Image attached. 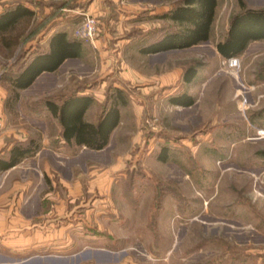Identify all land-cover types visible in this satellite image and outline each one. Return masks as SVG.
Wrapping results in <instances>:
<instances>
[{"label": "rangeland", "instance_id": "rangeland-1", "mask_svg": "<svg viewBox=\"0 0 264 264\" xmlns=\"http://www.w3.org/2000/svg\"><path fill=\"white\" fill-rule=\"evenodd\" d=\"M91 1L0 0V14L17 4L35 13L14 26L13 36H22L17 47L10 50L0 47V78L27 63L34 53L45 50L48 31L57 26L58 20L60 24L67 19L73 24L69 36L83 44L82 60L86 63V70L81 71H87V78L77 85L82 90L90 86L93 92L102 90L103 102H107L114 94L110 77L117 82L118 72L124 67L119 62L106 67L105 59L113 57L115 61L135 64L138 59L134 42L148 34L127 45H116L111 39L116 36L102 35L103 30L119 25L150 26L149 30L169 25L147 13L133 20L126 10L132 3L144 2L151 7V13L158 12L162 7L172 6L174 0H104L92 14L97 20L96 39L79 40L75 30L83 16H76L72 10L86 9ZM242 1L248 8H264V0ZM238 11V0H218L210 43L168 55L172 61L181 57L183 69L197 61L208 62L200 68L205 70L203 75L192 85L182 83L177 92L167 89L164 93L190 91L193 87L199 102L197 108L176 111L163 97L157 98L154 112L142 109L137 125L133 105L128 102L123 106L128 122L121 127L124 130H118L114 144L102 157L105 162L107 155H128L109 190L114 193L109 199L115 205L119 203L118 210L113 212L118 217V241L106 243L102 240L109 237L105 230L99 233L96 228L90 229L88 235L99 240L87 242L88 249L69 259V264H100L95 253L101 249L116 254L111 260L108 257L109 262L106 260L112 264H264V135H258L264 131V42L249 47L242 59L236 58L234 68L212 51L213 44L224 37L231 17ZM111 69L113 73L106 72ZM135 103L143 106L142 99H136ZM42 104L40 100L33 105L24 97L17 106L20 109L17 118L9 115L6 122L16 121L20 113L34 106L40 124L44 122L45 126L40 131L54 140L59 134L57 123L52 118L46 119ZM22 121L26 122L24 118ZM1 124L0 133L5 122ZM127 134L139 137L140 142L130 146ZM162 134L164 146L173 149V153L168 155L169 162L156 169L145 157L155 159ZM176 135L182 140L172 139ZM84 156L90 161L94 158L87 152ZM91 193L88 199H98V194ZM82 212V208H76L72 215L78 218L80 214L82 218ZM98 219L103 220L100 216Z\"/></svg>", "mask_w": 264, "mask_h": 264}, {"label": "crops", "instance_id": "crops-1", "mask_svg": "<svg viewBox=\"0 0 264 264\" xmlns=\"http://www.w3.org/2000/svg\"><path fill=\"white\" fill-rule=\"evenodd\" d=\"M102 1L104 3V0H92L86 9H73L72 12L76 16H82L84 13L95 14L100 9L98 7ZM177 1L174 0L173 5L169 8L167 6L162 7L158 12L153 13H151V7H148L144 2L142 4L132 3L126 11L128 12L127 14L133 15L131 16L133 20L147 13L146 15H156L162 23H166L165 20L160 18L171 11ZM108 4L113 5L111 2ZM250 9L260 10L264 8L256 7ZM102 10L104 14H109L108 10ZM114 12L119 15L117 10ZM59 22L60 20H58L57 26L48 31L47 46L43 52L47 51L50 41L56 35H62V43L75 40L69 36L70 25H73L72 21L65 19L60 24ZM213 25L210 31V39L204 44L184 50H171L150 55H144L139 52L141 45H145L144 41L148 39H145V37L139 38V36L145 33L149 35L153 29L161 28L162 26L153 27L152 30H149L150 26H147L148 28L132 26L133 28H131V26L119 25L103 30L102 35H107L108 37L110 35L116 36L111 38L116 45H127L129 42L134 41L135 38L139 39L134 42V51L138 59L135 64L130 62L125 64V61L119 60L115 61L113 57H109L107 61L105 59L106 64L104 65L106 67H113V62H119L124 67L122 71L118 72V83L114 81V77L110 78L114 83L113 91H125L128 97L124 96L122 92L121 98L117 103L119 122L110 134L107 146L101 151H92L85 147L74 145L68 146L61 137V128L58 120L44 107L46 100H51L60 105L70 95L88 96L92 99V102L85 110L83 120L90 124H97L105 107L107 108L108 101L103 102L104 94L101 93L102 90L93 92L90 89L92 88L91 86L82 90V87L77 85L84 83L87 78V75H85L87 71L83 73L81 71L82 69L86 70V63L82 60V43L78 57L65 59L54 71H43L40 73L28 88L16 91L18 93L17 98L12 95L15 89L9 81L11 77L9 73L0 78V120L5 122V126L0 133V156H7L15 144L24 143L31 138L38 137L40 142V150L35 155L24 158L14 167L0 172V264H69V259L77 257L81 251L85 252L88 249L87 242L99 240L94 238V235H88V230L93 228H96L99 233L104 230L107 232L109 237L102 238L106 243L118 241L116 220L118 217L113 212L118 210L119 203L117 202V205H115L112 202L113 199H109V196L114 195L112 192L109 193V190L114 184V179L119 176V171L122 169V164L127 161L128 155H107L105 162L103 161L105 157L103 155L114 144L118 130H124L121 127H124L125 123L128 122L124 118L123 106H126L128 102L133 105L131 109L136 119L135 121L138 122L137 125H139L138 118L142 113V109L148 113L154 112L157 98L163 97L169 107L176 111H179V109L193 110L195 107L197 108L199 102L194 97L193 87L190 88V91L171 92H177V86L182 85V83L192 85L195 79L203 75L205 70L203 72L200 68L207 66L208 62L197 61L198 63L191 66L188 65L187 68L183 69L181 57H174L172 61L168 59V55L198 49L209 44ZM227 30L228 27L225 35ZM119 35L121 37H118ZM124 35H128V38H124ZM218 42L213 44L212 51L220 60L224 61L215 48ZM259 43H262V41L250 43L245 52L238 58L242 59L249 47ZM105 53L108 55L107 51ZM36 56L37 53H34L27 64ZM156 58L159 60L153 62L152 59ZM38 67L39 65H36L34 70L38 69ZM190 67L195 68L196 73L192 80L186 83L183 79L184 73ZM18 71V68H14L10 74H15ZM106 72L113 73L114 71L111 69L106 70ZM102 82L101 80V84ZM167 89L171 92L165 95L164 93ZM184 94L193 100L192 105L189 107L177 105L176 101H174ZM24 97L33 105L43 100L42 109L43 113L46 114V119L48 117L52 118L57 123L59 130L57 138L54 140L48 139L45 133L40 131V129L44 131L45 126L44 122L40 124L38 114L35 113L36 107L34 106H31V109L27 110L26 113H20L19 118L15 119L16 121L6 122L9 115L17 118V114L20 112V109L17 110V106ZM138 98L143 100V106H137L135 103ZM182 101H187V99L183 98ZM22 118L26 122H23ZM190 130L194 129L190 128ZM133 136L129 134L127 138V143L130 146L140 142L139 137ZM164 138L162 134L157 141L160 149L155 154V159L150 161V155L145 157L149 159L148 162H152L155 165L156 169H160V166L169 162L168 155L173 153V149L164 146L166 144ZM172 139L181 141L182 137L176 135L172 136ZM187 141L190 142L191 140L187 139ZM86 152L93 154L94 158L92 161L84 156ZM131 168L133 169V166ZM116 184L117 182H115ZM91 192L98 194V199H94V197H91L93 200L88 199L90 194H92ZM88 200L91 201L89 202ZM76 208L83 209L82 213L84 215L82 218L80 214L78 218L72 215ZM109 209L111 210L108 211ZM98 216L101 219L103 218V220H99ZM108 220L111 223L107 222ZM77 244L80 245L77 246ZM95 255L97 262L100 264H112V262L108 263V257H111V260L114 257L113 255L116 254L101 249Z\"/></svg>", "mask_w": 264, "mask_h": 264}, {"label": "trees", "instance_id": "trees-1", "mask_svg": "<svg viewBox=\"0 0 264 264\" xmlns=\"http://www.w3.org/2000/svg\"><path fill=\"white\" fill-rule=\"evenodd\" d=\"M217 2L218 0H178L172 10L160 18L171 24L153 29L145 37L148 39L144 41L145 45H141L139 52L150 55L184 50L209 41ZM238 5L240 11L231 17L225 37L215 47L224 60L238 58L252 42H264V9H250L242 0H238ZM34 14L31 9L20 4L0 14V47L8 50L17 47L22 36H13L14 26L23 19L32 18ZM61 39L62 35H56L50 41L47 51L38 52L31 62L18 67L17 73L9 74L11 76L9 81L15 89L12 92L14 98L18 97L17 90L28 88L43 71H54L65 59L78 57L81 42L75 39L62 43ZM36 65L39 67L34 70ZM195 73L196 69L193 67L186 69L184 82L189 83ZM121 94V90H115L108 98V106L105 107L97 124L83 120L84 112L92 102L88 96L70 95L60 105L46 100L44 107L58 120L61 137L68 146L101 151L107 146L110 134L119 122L117 103ZM183 98L187 101H182ZM174 101L183 107H189L193 103V100L185 94ZM39 150L38 137L15 144L7 156H0V172L14 167L22 159L35 155Z\"/></svg>", "mask_w": 264, "mask_h": 264}, {"label": "built area", "instance_id": "built-area-1", "mask_svg": "<svg viewBox=\"0 0 264 264\" xmlns=\"http://www.w3.org/2000/svg\"><path fill=\"white\" fill-rule=\"evenodd\" d=\"M82 16H83L82 21L80 25L78 26V28L75 30V37L83 41H93L96 39L97 32H98L97 20L91 14L84 13ZM226 62L228 63V66H230L231 68H234L237 66L236 58L226 60ZM1 127H2V124L0 120V129ZM258 135L263 136L264 131H259Z\"/></svg>", "mask_w": 264, "mask_h": 264}]
</instances>
